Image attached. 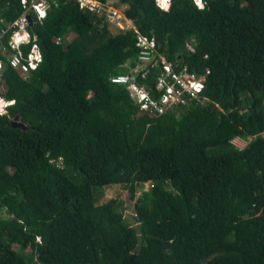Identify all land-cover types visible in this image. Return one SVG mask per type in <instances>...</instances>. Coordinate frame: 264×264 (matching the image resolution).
Masks as SVG:
<instances>
[{
  "label": "trees",
  "instance_id": "1",
  "mask_svg": "<svg viewBox=\"0 0 264 264\" xmlns=\"http://www.w3.org/2000/svg\"><path fill=\"white\" fill-rule=\"evenodd\" d=\"M47 1L42 20L28 13L37 69L24 78L0 52V96L12 103L0 115V264H264V0H206L203 10L175 0L170 12L155 0L110 1L167 61L209 70V106L199 99L156 118L109 81L134 66V30L112 35L76 0ZM20 2L0 0L5 23ZM155 74L138 79L157 100ZM144 183L153 187L136 200L132 253L118 199L95 205L92 188L122 184L131 205Z\"/></svg>",
  "mask_w": 264,
  "mask_h": 264
},
{
  "label": "built area",
  "instance_id": "2",
  "mask_svg": "<svg viewBox=\"0 0 264 264\" xmlns=\"http://www.w3.org/2000/svg\"><path fill=\"white\" fill-rule=\"evenodd\" d=\"M79 10L90 13L98 18L112 24L117 30L134 29L132 23L124 18L122 13L113 5L102 3L97 0H76ZM194 3V0H192ZM23 12L12 22L5 23L0 18V52L8 54L6 59L9 65L19 71L27 72L29 68L33 69L39 60V53L35 44H32L27 53H24L19 45L29 41L27 32L28 21L26 15L28 11L33 12L38 20L43 19L49 9L47 0H34L27 6L25 0H21ZM178 2L168 0L167 10L163 4L155 0V5L161 10L168 11L177 8ZM43 13V15H41ZM11 30L7 45L3 43V38ZM60 37L56 38V42ZM192 51L191 45H185ZM136 56L134 66H131L127 60L120 66V74L110 77L112 83L123 86L131 100L132 106L137 109L141 115H147L150 118H156L167 111V108H178L193 105L194 101H200L202 105H207L205 100L200 98L199 92L202 83L205 81L209 71L202 74L189 72L186 67H180L177 62H169L163 53L158 51L155 39L146 37L136 32ZM152 68H156L155 88L160 92L157 100L150 97L145 87L139 83V77L145 78ZM264 183V176L262 177ZM146 189L152 188V184H145Z\"/></svg>",
  "mask_w": 264,
  "mask_h": 264
},
{
  "label": "clouds",
  "instance_id": "3",
  "mask_svg": "<svg viewBox=\"0 0 264 264\" xmlns=\"http://www.w3.org/2000/svg\"><path fill=\"white\" fill-rule=\"evenodd\" d=\"M26 1V0H25ZM32 1H34V0H32ZM172 1H175V0H172ZM190 1V3L192 4V5H194L197 9H199V10H203L204 8H205V6H206V0H194V3L192 2V0H189ZM31 2V1H30ZM157 2L158 3H161V0H157ZM175 2H178V1H175ZM21 3V2H20ZM26 3H27V1H26ZM104 3H108V4H110V5H113L115 8H117L121 13H122V15L124 16V18L126 19V20H128V21H130L131 23H132V25H133V22L131 21V20H129L128 18H126V16H125V14H124V7H122V9L120 8V6L117 4V3H110L109 2V0H107L106 2H104ZM167 3H168V0H163V4H164V6H165V10H167ZM30 4V3H29ZM28 4V5H29ZM154 4H155V2H154ZM27 5V6H28ZM116 5H118L119 7H117ZM21 6H22V4H21ZM122 6V5H121ZM156 6V5H155ZM157 7V6H156ZM158 8V7H157ZM22 9H23V7H22ZM79 9V8H78ZM160 11H162V12H170V11H173V10H179V2H178V4H177V8H172V9H169L168 11H165V10H161L160 8H158ZM29 12H31V11H28V13ZM27 13V15L28 16H30L29 14ZM33 13V12H32ZM26 15V16H27ZM41 15H43V13H41ZM46 15V14H45ZM45 17V16H44ZM43 17V18H44ZM31 18V17H30ZM37 18V17H36ZM26 19H27V17H26ZM102 20H103V22H105V23H107V25H108V28H110V27H112L113 29H114V31H115V33L116 34H119V33H124V32H127V31H129V30H134V32H135V41H136V31H135V28L134 29H126V30H124V31H122V30H117L112 24H110V23H108V22H106L105 20H104V18H101ZM31 20H32V18H31ZM38 20V19H37ZM42 20V19H41ZM28 21V20H27ZM38 21H40V20H38ZM32 23H33V21H32ZM32 25V24H31ZM134 26V25H133ZM28 27H29V23H28V26H27V32H28V34H29V41L27 42V43H22V44H20L19 45V47H20V49L24 52V53H27L28 52V50H29V48L31 47V45L32 44H35L36 45V47H37V51H38V53H39V60L36 62L37 64H36V66H35V68H33V69H31V68H29V70L27 71V72H24V71H19V70H16V69H14V68H12L10 65H9V63H8V60H7V62L6 63H8V65L10 66V68L11 69H13L14 71H16L20 76H22V77H24V78H27L28 76H30L31 75V73L32 72H34L36 69H37V67H38V65L41 63V61H42V54H41V50H40V46L38 45V43H37V38L35 37V36H32L31 37V35H30V33H29V31H28ZM11 34V33H10ZM73 34V33H72ZM71 34H70V32L67 30L64 34H63V36L62 37H64V38H66L67 40L69 39V36H70ZM10 36V35H9ZM9 36H8V38H9ZM144 36V35H143ZM146 37H148V38H150V37H153L154 39H155V37L154 36H146ZM8 38H7V41H8ZM56 38H58V37H56ZM56 38H53L52 39V42L53 43H57L56 42ZM60 38H61V36H60ZM3 43H4V45L6 46L7 45V42L5 43V41L3 40ZM155 43H156V46L158 47L159 45L157 44V42H156V39H155ZM23 46H28V49H27V51H24L23 50V48H21V47H23ZM136 48V47H135ZM158 49H159V47H158ZM137 50V49H136ZM184 67V66H183ZM2 70H3V62L0 60V79H1V72H2ZM208 70V69H207ZM209 71V70H208ZM120 74V73H119ZM202 74V73H201ZM117 75V74H116ZM208 75H209V73H208ZM208 75L206 76V78H205V81L202 83V88H201V91L198 93L199 94V96H200V98H202V99H204L205 100V102H206V104L207 105H203L204 107H207V106H209L210 104L209 103H207V99L202 95V93H203V90H204V85H205V83H206V80H207V77H208ZM112 76H114V75H112ZM109 81H110V78H109ZM111 82V81H110ZM112 83V82H111ZM116 84V83H115ZM12 103L11 102H7V101H5L1 96H0V115H5L6 114V109H7V107L9 106V105H11ZM190 107H193V105H190ZM16 117V116H15ZM18 118H19V116H17ZM18 118H17V122L18 123H21V122H19L18 121ZM262 179V178H261ZM145 184H151V183H144L141 187H137L138 189H141V191L139 192V194H141V192H143V191H147L148 189H146V187H145ZM152 187H153V185H152ZM131 207V206H130ZM134 213V212H133ZM134 215V214H133ZM124 216V215H123Z\"/></svg>",
  "mask_w": 264,
  "mask_h": 264
},
{
  "label": "rangeland",
  "instance_id": "4",
  "mask_svg": "<svg viewBox=\"0 0 264 264\" xmlns=\"http://www.w3.org/2000/svg\"><path fill=\"white\" fill-rule=\"evenodd\" d=\"M110 1H114V0H109V2ZM116 6L117 7L120 6L121 9H122V7H124L121 5H119V6L116 5ZM68 31L70 32V34H72L73 33L72 27H70L68 29ZM109 32L112 35L116 34L112 27L109 28ZM18 121L23 122L21 117L18 118ZM232 143L234 145H236L237 147H243L247 143V140L237 138V139L233 140ZM92 194H93L95 205H102V204L108 202L110 199L115 198V199H118V201L115 205V211L124 215L130 209L131 205H130V202L128 201L129 200V193L123 189V186L120 189H119V186H116V185L96 186V187L92 188ZM3 217H6V214L3 210H0V218H3ZM126 221L128 222L127 219H126ZM13 249H14V251H19L18 246H16V245L13 246ZM21 253L23 255H26L29 253V250L27 249L25 251H22Z\"/></svg>",
  "mask_w": 264,
  "mask_h": 264
},
{
  "label": "water",
  "instance_id": "5",
  "mask_svg": "<svg viewBox=\"0 0 264 264\" xmlns=\"http://www.w3.org/2000/svg\"><path fill=\"white\" fill-rule=\"evenodd\" d=\"M27 17V20H28V23H29V26H31L32 24V20L30 18V16H26ZM11 125L13 127H18L20 129H22L23 131L26 129L25 125L22 124V123H18L17 122V116L14 118L13 122L11 123ZM123 185L121 184L119 186V189L122 187ZM141 191V189H138L137 187L135 188V194H134V197H133V200H132V203H131V207L129 209V211L127 213L124 214V217L128 220L130 226L133 228L135 234H136V239H137V243H136V246L135 248L132 250V253L135 252L136 250L139 249L140 247V244H141V236H140V230L133 218V212H134V209H135V204H136V200H137V197L139 196V192Z\"/></svg>",
  "mask_w": 264,
  "mask_h": 264
}]
</instances>
